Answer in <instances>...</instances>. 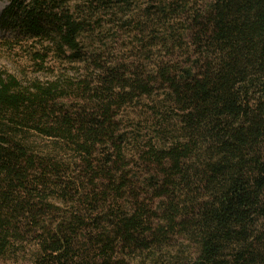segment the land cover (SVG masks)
Here are the masks:
<instances>
[{
	"label": "trees",
	"instance_id": "trees-1",
	"mask_svg": "<svg viewBox=\"0 0 264 264\" xmlns=\"http://www.w3.org/2000/svg\"><path fill=\"white\" fill-rule=\"evenodd\" d=\"M4 1L0 26L12 39L55 43L78 59L90 9L86 19L61 0ZM151 2L134 26L151 74L98 63L100 88L78 84L85 106L72 114L53 104L71 85L0 79V255L30 218L40 264H264V0ZM159 46L180 65L157 60ZM132 102L128 146L146 175L147 204L127 180L129 138L114 120ZM25 131L78 152L88 180L79 187L65 176L69 163L37 160L14 139ZM104 144L113 149L93 163ZM44 211L58 217L49 229L35 221Z\"/></svg>",
	"mask_w": 264,
	"mask_h": 264
},
{
	"label": "rangeland",
	"instance_id": "rangeland-1",
	"mask_svg": "<svg viewBox=\"0 0 264 264\" xmlns=\"http://www.w3.org/2000/svg\"><path fill=\"white\" fill-rule=\"evenodd\" d=\"M103 1H109L110 7H102L100 4ZM127 1L129 6L118 2V0H61L63 7L70 9L76 15L85 16L87 19L89 9L92 13V17L86 21V30L79 37L78 59L72 58L70 51L58 47L55 43H45L24 37L12 39L9 31L0 26V79L13 76L22 86H30L35 82L43 85L56 82L63 88L71 85L70 89H63L68 92V95L55 99L53 104L56 106V110H60L61 113L72 114L81 106H85L81 97H77L80 95L78 84L84 80L85 85L91 88L93 86L100 88L95 85L98 63L102 65L134 63L135 66L141 67L144 74H151L154 70L153 64L146 60L149 49L146 44H140L144 35H136L134 26L145 22L144 8L150 4L154 5V2L151 0ZM4 6L5 1L0 0V13ZM96 11L97 13L94 15L93 12ZM154 17L158 19L157 16ZM95 20L97 21L95 22ZM158 35L162 36L161 33ZM153 52H155V58L164 64L180 65V58H173L169 61L161 46ZM134 55L136 56L134 57ZM114 109L116 108L112 110ZM146 119H148V113L139 120L138 128L141 129L142 135L148 133L151 124L150 120ZM114 120L118 128L117 132L124 131L129 138L125 144L127 147L125 146L124 152L127 162L129 163V160L132 159L133 164L125 169L128 174L127 180L140 194L139 201L147 204L149 202L148 193L145 194L147 187L143 184L146 175L142 172L143 167L140 163L136 158H133L130 151L131 145L128 146L133 138V102L123 105L114 116ZM14 139L24 145L37 160L39 157H50L69 163L65 176L71 181H77L78 178L84 182L88 180L80 154L64 145L61 140L44 137L33 131H25ZM112 149L110 144L99 145L93 155V163L101 160ZM34 175L39 176L40 171H33L32 176ZM46 178L50 179L49 175ZM80 180L77 182L79 187L81 186ZM71 190L76 194V189L72 188ZM47 202L51 203L53 200L49 198ZM60 208L65 209L61 206ZM55 218V213L44 211L36 216L35 221L36 224L43 223L46 229H49ZM22 221L23 224L19 228L22 240L11 241L8 251L4 255H0V264H40L41 255L36 240L37 236L41 234L40 228L35 227L34 221L30 218ZM116 260L124 259L120 256Z\"/></svg>",
	"mask_w": 264,
	"mask_h": 264
}]
</instances>
